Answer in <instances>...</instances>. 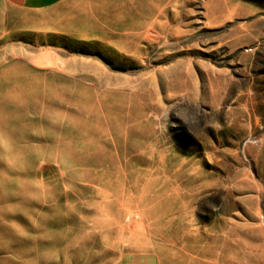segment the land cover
I'll return each mask as SVG.
<instances>
[{"label":"rangeland","instance_id":"1","mask_svg":"<svg viewBox=\"0 0 264 264\" xmlns=\"http://www.w3.org/2000/svg\"><path fill=\"white\" fill-rule=\"evenodd\" d=\"M0 79V264H264V0L19 10Z\"/></svg>","mask_w":264,"mask_h":264},{"label":"crops","instance_id":"2","mask_svg":"<svg viewBox=\"0 0 264 264\" xmlns=\"http://www.w3.org/2000/svg\"><path fill=\"white\" fill-rule=\"evenodd\" d=\"M61 0H0V42L8 26L14 21L19 10L44 9L57 5Z\"/></svg>","mask_w":264,"mask_h":264},{"label":"bare ground","instance_id":"3","mask_svg":"<svg viewBox=\"0 0 264 264\" xmlns=\"http://www.w3.org/2000/svg\"><path fill=\"white\" fill-rule=\"evenodd\" d=\"M46 54V53H45ZM48 55V54H47ZM44 64V63H43ZM2 82H3V79H0V91L3 89L2 87H1V84H2ZM8 85H9V87H12V86H10L11 85V83H8ZM6 92H9V91H6ZM8 98H9V95L8 94H3L2 96H1V98H0V103H5V102H7V100H8ZM38 187H39V185H38Z\"/></svg>","mask_w":264,"mask_h":264}]
</instances>
